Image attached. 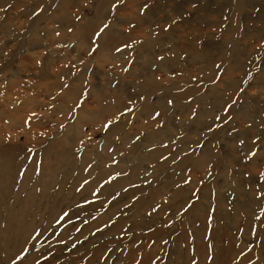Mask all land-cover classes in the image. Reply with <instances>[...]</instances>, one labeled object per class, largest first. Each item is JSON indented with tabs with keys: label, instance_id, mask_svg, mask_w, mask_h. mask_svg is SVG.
Masks as SVG:
<instances>
[{
	"label": "rangeland",
	"instance_id": "obj_1",
	"mask_svg": "<svg viewBox=\"0 0 264 264\" xmlns=\"http://www.w3.org/2000/svg\"><path fill=\"white\" fill-rule=\"evenodd\" d=\"M0 136V264H264V0H0Z\"/></svg>",
	"mask_w": 264,
	"mask_h": 264
},
{
	"label": "bare ground",
	"instance_id": "obj_2",
	"mask_svg": "<svg viewBox=\"0 0 264 264\" xmlns=\"http://www.w3.org/2000/svg\"><path fill=\"white\" fill-rule=\"evenodd\" d=\"M237 2V1H236ZM45 12H42V14H44ZM65 18V17H64ZM92 23H94V22H92ZM91 24V23H90ZM95 25H97V24H95L94 23V26ZM90 25H89V23H87V26H85V27H81V31H86V32H91V30L92 29H95L94 28V26L93 27H89ZM102 36H103V38L105 39V42H106V44H109L110 43V41H109V39H113L114 37L113 36H117L118 37V35L117 34H115V33H113V32H111V30H105L104 32H103V34H102ZM105 48H106V45H105ZM106 50V49H105ZM107 51V50H106ZM147 76V75H146ZM128 95V94H127ZM96 111V110H95ZM93 109H91L90 110V114L93 116ZM85 113H84V111H82V116H85L84 115ZM91 115H89V117L90 118H92L91 117ZM95 118V117H94ZM97 118H99V117H97ZM12 122H15V121H13V120H11ZM24 125V124H23ZM9 129V128H8ZM115 129H112L111 131H110V134L112 135L115 131H114ZM117 131V130H116ZM17 135V134H16ZM5 137H6V135H5ZM6 139L4 138V137H2L1 138V136H0V148H1V145H3V142L5 141ZM70 147V145L69 144H66V146H65V148H63L62 150H59L58 151V153H59V156H65V155H69L68 153V148ZM107 147L109 148L110 147V145L108 144L107 145ZM3 149V148H2ZM105 155V156H104ZM103 155V157L104 158H107L108 156H107V154H104ZM88 159L89 158H84V161L85 162H87L88 161ZM105 162V161H104ZM203 163V162H202ZM105 164V163H104ZM179 166H181V165H179ZM33 169H30V170H28L27 169V171H26V173H25V175H24V177H23V179L21 180V185H20V187H19V189H18V192L17 193H15L14 195H13V192H14V189L16 188V182H17V179L14 181V184H13V182H12V185H10V186H8V188L10 189H12V193H10V196H8L9 197V201H12L13 200V202H12V206H17L16 204H19V199L20 198H34V197H36V194H37V186H36V184L35 183H33V182H31V179H32V175H33V172L34 171H32ZM19 171H20V169H19ZM47 171H48V168H47V170L46 169H42V171H41V176H40V183H41V196L43 195V196H48V193H50L49 192V187H51V181H53L54 182V179H53V176H54V173L52 172V173H47ZM13 173H14V175L16 174V171H11L10 173H8V175L6 176V180H7V178H12V176H13ZM17 175H18V172H17ZM16 175V176H17ZM108 176V174L106 173V172H103L101 175H100V178H99V180L100 181H103L104 179H106V177ZM47 177H49V178H47ZM166 180H170L169 178H167ZM117 186L120 184L119 182H121V181H119V180H117ZM7 185V184H6ZM27 187H29V188H27ZM55 194V193H54ZM5 198V200H7V196H5V197H2V199H4ZM14 198V199H13ZM16 198V199H15ZM222 198V197H221ZM1 199V198H0ZM1 199V200H2ZM5 204H7V202L5 203ZM25 208V207H24ZM111 209V208H110ZM109 209V210H110ZM11 210V209H10ZM111 210H114L113 211V214L115 213V211H116V209H111ZM23 220L24 219H26V217H27V214L26 215H23ZM7 221L9 220V219H6ZM50 223H48V225H49ZM27 225H28V223H27ZM74 231V230H73Z\"/></svg>",
	"mask_w": 264,
	"mask_h": 264
},
{
	"label": "snow or ice",
	"instance_id": "obj_3",
	"mask_svg": "<svg viewBox=\"0 0 264 264\" xmlns=\"http://www.w3.org/2000/svg\"><path fill=\"white\" fill-rule=\"evenodd\" d=\"M120 2L123 3V0H120ZM113 7H115V5H113ZM146 7H147V5H145V8H146ZM107 28H108V24H106V23L103 24L102 27H100L99 30L96 31V32L94 33V35H95L96 37L101 36V35L103 34V32H104ZM69 31H71V29H69ZM57 35H58V33H57ZM127 47H131V45L129 44V45H127ZM93 50H95V49H93ZM115 50H116L117 52H119V51H121V48H120V47H117ZM193 79H195V77H193ZM65 87H67V86H65ZM141 99H143V97H141ZM168 104H172V101L169 100V101H168ZM225 110L227 111V109H225ZM126 111H129V112H130L131 109H126ZM159 115H160L159 112H155L154 115H151V114H150L151 119H153V120H155ZM216 119L219 120L220 117L217 116ZM27 123H29V121L26 120V121H25V124H27ZM113 123H114V121H113L112 119H109L108 122H107L106 124L102 125V127H103V129L108 130V129L110 128V126H111ZM158 126H160V125H158ZM61 127H63V125H61ZM209 130H211V128H209ZM42 135H43V133H42ZM141 135H143V134H141ZM140 138H141L140 136H137V137H136V140H139ZM89 139H90V137H89ZM117 139H119V137H117ZM239 142H240L241 144H243V141H242V140L239 141ZM254 143H255V141H254ZM162 146H165V147H166V145H162ZM29 151H30V150H29ZM109 151H112V149H109ZM251 155H255V152H252ZM160 159H161V160H166L167 157L161 155ZM113 162H115V161H113ZM89 167H90V166H89ZM23 174H24V169H21V171L19 172V175L22 176ZM259 178H260L261 180H264V171H262V172L259 173ZM189 180H190V177H189V179H186V180L184 181V183H185V184L188 183ZM85 183H87V181H85ZM177 187H179V185H177ZM77 191H79V189H77ZM95 195H96V193L93 192V196H95ZM85 203H90V201L85 200ZM258 207H259V205H258ZM156 208H159V205H156ZM153 211H155V208L153 209ZM260 211H261V214L264 215V208H261ZM256 219H257V220H260L261 217H260V216H257ZM65 221H67V223H69V224H73V227H75V225H74V223H73V221H72V218L70 217L69 213H68L67 211H63V210H61V213H58V214H57V217L54 218V225H55V226H61V227H63L64 224H65ZM54 225L50 224V225H49V228H53V230H55ZM46 231H48V229H44L43 231H41V230H39V229H33V233H35V234L33 235L32 233H30L29 235H30V238H31L32 240H34V241H38V240L40 239V237H42L43 234H44V232H46ZM76 231H79V229L77 228ZM60 242L63 243L62 240H61ZM26 252H27V249L22 250L21 254L18 255V256L16 257V260H20L22 256H25V253H26ZM241 255H243V253H241ZM16 260H13V261H12V264H16ZM34 264H40V261H39V260H36V261L34 262ZM193 264H195V261H193ZM249 264H254V262L251 261V260H249Z\"/></svg>",
	"mask_w": 264,
	"mask_h": 264
}]
</instances>
